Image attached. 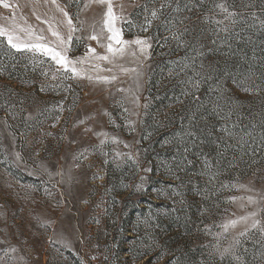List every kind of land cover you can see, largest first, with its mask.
Listing matches in <instances>:
<instances>
[{
	"label": "rangeland",
	"instance_id": "1",
	"mask_svg": "<svg viewBox=\"0 0 264 264\" xmlns=\"http://www.w3.org/2000/svg\"><path fill=\"white\" fill-rule=\"evenodd\" d=\"M4 2L0 28L82 62L0 38V264H264V0H112L109 61L85 55L106 5Z\"/></svg>",
	"mask_w": 264,
	"mask_h": 264
},
{
	"label": "snow or ice",
	"instance_id": "2",
	"mask_svg": "<svg viewBox=\"0 0 264 264\" xmlns=\"http://www.w3.org/2000/svg\"><path fill=\"white\" fill-rule=\"evenodd\" d=\"M55 2H56V0H53V3H55ZM96 2L99 4H102V5H106V7H107V11L104 14L103 23H104V25L107 28V31L109 33L107 39L109 41H111V43H108V44L100 43L98 35H96V34L90 35L87 38L91 39V40H97V42L100 43V46L104 47L106 49L107 54L98 55L96 53V50L89 46L87 48V52L85 53V55L87 56V55L91 54L92 56H94L98 60L109 61L111 59V57H114L117 54L122 55L124 50H125L124 46L130 42L124 41L122 38V29H117L114 26L117 17L114 15V12H113L112 0H96ZM0 5H2L5 8L11 7V5L5 3L4 0H0ZM165 7H171L170 0H165V3L161 4V8H165ZM217 7H219L223 12L227 13V15L225 16V20H228L231 17H234L235 15H237L235 12L228 11V9L225 8L224 5H222V4L217 5ZM177 10H179L178 7H177ZM64 15L67 16L68 14L64 13ZM152 16H153V18H155L157 16L156 11L152 12ZM231 22L233 24L236 23L235 20H232ZM68 23L71 26V23H72L71 19H69ZM221 23H223V21H217V24H221ZM73 30H75V29H73ZM144 30H146V29H144ZM221 30L227 32L228 28H227V26H225ZM21 31H23V29H21ZM53 35L56 36L57 40H58V46H56V47L50 46L48 43L40 42L44 39L43 37L38 36L35 41L29 43V42L21 40L20 37L15 34V32L5 30L4 28H0V38L5 39L10 48L16 50L17 52L27 50V51H31V52L46 56L51 61H53L54 64L57 66V71L63 70V72H65V73H71L73 78L76 77L77 75L80 74L77 67H76V64L82 62V58L78 57L74 61V60L70 59L69 56L67 55V52L69 50L67 45L69 44L71 37L69 36L68 40L66 41L63 38H61L59 36V33H57V32H53ZM175 39L177 40L178 46L183 44L181 37L177 36V37H175ZM131 43H135L136 45H139L141 52L145 51V49L147 47H150V45H148L146 40L136 39L135 41H133ZM201 67H203V66L201 65ZM133 71H134V69H133ZM197 76L201 77L200 79L195 80V82L193 83V87H195L197 89L199 88L200 84L203 81H206V80L211 78L210 76H201L200 73H197ZM113 79H115V77H113ZM190 82H192V81L190 80ZM212 110L214 112H218L219 111L218 104H214ZM222 118L227 121L230 119V115L225 113ZM195 128H196V126H195V123L193 120L192 127L190 128L189 131H187L185 133V135L189 138L191 143H195L196 139H198ZM223 131L225 133H227L228 135H231V132L228 130L227 127H224ZM185 151H187V148H185ZM69 179H71V176H69ZM253 215H255V214H253ZM241 219L246 220L247 217H241ZM230 223H231V225L234 226L236 221H231ZM258 223H259L258 221H254L252 224V227H256ZM224 227H225V230H227L228 225H224ZM243 234L244 233H241V235H243ZM12 251H15V249H12ZM230 252H231V248L224 249V252L222 253V255L228 254Z\"/></svg>",
	"mask_w": 264,
	"mask_h": 264
}]
</instances>
